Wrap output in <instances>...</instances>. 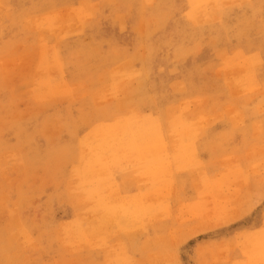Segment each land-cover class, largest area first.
Wrapping results in <instances>:
<instances>
[{"label":"rangeland","instance_id":"rangeland-1","mask_svg":"<svg viewBox=\"0 0 264 264\" xmlns=\"http://www.w3.org/2000/svg\"><path fill=\"white\" fill-rule=\"evenodd\" d=\"M0 264H264V0H0Z\"/></svg>","mask_w":264,"mask_h":264},{"label":"bare ground","instance_id":"bare-ground-1","mask_svg":"<svg viewBox=\"0 0 264 264\" xmlns=\"http://www.w3.org/2000/svg\"><path fill=\"white\" fill-rule=\"evenodd\" d=\"M247 67V66H246ZM52 68H54V67H52ZM56 68V67H55ZM248 68V67H247ZM250 70V69H249ZM120 83V82H119ZM128 84V83H127ZM53 86V85H52ZM126 86V85H125ZM129 86V85H128ZM127 86V87H128ZM121 89V88H120ZM123 89V88H122ZM127 89V88H126ZM63 91V90H62ZM54 92H56V91H54ZM59 92V91H58ZM49 94V93H48ZM85 94V93H84ZM130 97V96H129ZM134 127V126H133ZM152 128H154V127H152ZM136 129V128H135ZM111 130V129H110ZM154 130V129H153ZM112 131V130H111ZM114 132V130L112 131V133ZM110 133V132H109ZM187 133V132H186ZM106 135V134H105ZM112 135V134H111ZM109 136V135H108ZM157 141V140H156ZM156 141H154V142H156ZM97 146V145H96ZM102 147H104V146H102ZM160 147V146H159ZM95 148H98V147H95ZM94 148V149H95ZM107 148V147H106ZM89 149H91V148H89ZM153 149V148H152ZM157 150H159V149H157ZM106 158V157H105ZM161 164V163H160ZM166 164V163H165ZM168 166V165H167ZM166 166V167H167ZM164 168H165V165L163 166ZM163 168V169H164ZM168 168V167H167ZM163 171V170H162ZM157 172H159V171H157ZM89 176V175H88ZM155 180V179H154ZM158 183V182H157ZM159 188H160V186H159ZM163 188V187H162ZM167 191V190H166ZM166 198V197H165ZM186 206V205H185ZM168 209V208H167ZM166 210V209H165ZM95 223H96V221H95ZM98 223V222H97ZM99 224V223H98ZM95 225H97V224H95ZM102 229V228H101ZM96 233V232H95ZM249 245H250V243H249Z\"/></svg>","mask_w":264,"mask_h":264}]
</instances>
